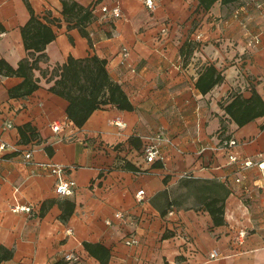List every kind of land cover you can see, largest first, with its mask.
<instances>
[{"label": "crops", "instance_id": "1", "mask_svg": "<svg viewBox=\"0 0 264 264\" xmlns=\"http://www.w3.org/2000/svg\"><path fill=\"white\" fill-rule=\"evenodd\" d=\"M76 1L93 16L86 36L67 28L60 0H0V59L12 67L26 55L21 27L28 6L41 21L52 20L56 34L33 70L39 87L31 94L11 97L22 77L0 75V264H65V252L80 258L68 264H102L86 248L95 244L108 250L105 264H264V187L254 181L260 170L239 173L212 148L219 133H229L243 142L233 149L237 154L264 159V116L238 127L218 105L240 93L249 97L250 85L264 100V16L251 5L211 20L220 2L204 10L198 0H153L152 9L145 0ZM102 5L119 6L121 17L105 16ZM258 33L259 43L248 45ZM229 36L243 59L232 60ZM122 47L128 50L123 63ZM93 54L106 60L133 109L102 105L78 127L66 116L67 100L48 90L57 78L51 71L69 55ZM209 65L223 80L202 94L195 82ZM149 141L162 159L145 161ZM47 163L64 166L60 178L75 182L70 195L55 192L59 177ZM212 183L222 185L219 192L210 191ZM213 195H225L221 225L204 207ZM16 205L32 210L18 212ZM116 210L130 218L106 225ZM131 233L138 242L126 245ZM212 249L216 258L208 256Z\"/></svg>", "mask_w": 264, "mask_h": 264}, {"label": "trees", "instance_id": "2", "mask_svg": "<svg viewBox=\"0 0 264 264\" xmlns=\"http://www.w3.org/2000/svg\"><path fill=\"white\" fill-rule=\"evenodd\" d=\"M62 4L61 14L67 22V28L77 27L83 36L87 35L85 27L92 21L93 16L89 6H84L76 0H60ZM236 0H198V7L209 10L215 2L220 4H233ZM30 17L21 27V37L26 51L25 57L17 67H12L5 60L0 59V75L19 76L22 81L15 87L9 89L11 97H23L31 94L39 85L33 76V70L38 68V62L45 59V47L55 39V32L51 27L52 20L41 21L28 6ZM57 76L54 83L48 88L67 100L66 116L80 127L89 115L102 105L113 104L121 110H132L127 95L121 86L113 81L106 69V60L96 55L85 58H74L69 55L62 64H57L51 71ZM223 76L213 65L206 66L195 82V87L202 94L207 93L215 85L221 83ZM228 118L238 127L264 116V100L259 93L250 88V96L245 98L240 94L233 96L227 103L220 106ZM28 126L24 125L26 128ZM28 128V127H27ZM20 134L24 136L21 128ZM210 191L219 192L221 184L212 183ZM226 195V192H225ZM224 195V197H225ZM213 195L204 202V207L211 215L214 225L223 223V198ZM89 253L96 257L102 264H105L109 252L100 244L93 246L86 245Z\"/></svg>", "mask_w": 264, "mask_h": 264}, {"label": "built area", "instance_id": "3", "mask_svg": "<svg viewBox=\"0 0 264 264\" xmlns=\"http://www.w3.org/2000/svg\"><path fill=\"white\" fill-rule=\"evenodd\" d=\"M239 2H247L250 1L251 5L256 8L260 14L264 16V0H238ZM145 5L149 8L152 9L154 7L153 0H145ZM100 12L104 14L105 16H108L111 19H116L121 17V9L119 6L114 5L111 7H108L106 5L100 6ZM238 12V10H236ZM262 30L264 31V24L262 25ZM259 35L258 34H252L249 41L248 45H255L259 43ZM121 63L125 62L126 57L128 55V50L126 47H122L121 49ZM60 128V123L59 122H54L51 125V129L53 132H57ZM243 142H240V140L230 137L227 140H218V143L212 147L213 149H220L227 157V161L231 164H236L239 173L242 172L245 169L251 168L253 166H257L258 169L260 170V175L257 179H255V184L259 187H264V159H261L259 161H255L248 156H242L237 154L233 149L236 146L241 145ZM5 147L4 143L0 144V149H3ZM207 149V147H202L200 152L204 151ZM144 159L147 162H153L157 159H162L161 155V150L159 149V145L155 144L153 141H149L145 144L144 147ZM30 153L27 152L25 153V157H29ZM51 171L52 174H56L59 177V181L55 184V192L59 195H70L73 192L75 182L72 179H67V180H62L60 177L62 173L64 172V166H61L57 163H47L45 164ZM236 183L241 181V176H236L234 179ZM144 194L143 189H139L135 193V197L137 201L142 200V196ZM14 210L20 211V212H30L32 210L31 206L29 205H16L13 207ZM127 218H130L128 213L123 210H116L113 213V219L107 218L105 219V224L110 226L113 223V220L119 221V222H124ZM240 236H244V231L239 232ZM123 242L126 245H133L138 242L137 238L131 233L127 234L123 238ZM208 256L210 258H216L218 256V251L216 249H212L209 251ZM79 256L74 253V252H65L61 255V260L65 263H75L79 261ZM185 264V263H183Z\"/></svg>", "mask_w": 264, "mask_h": 264}, {"label": "rangeland", "instance_id": "4", "mask_svg": "<svg viewBox=\"0 0 264 264\" xmlns=\"http://www.w3.org/2000/svg\"><path fill=\"white\" fill-rule=\"evenodd\" d=\"M251 6V3H250V1H247V2H239L238 0H236L233 4L231 3V4H226V5H220V8H219V13H218V15H216V16H214V15H210V18H211V20L212 19H215L214 17H216V18H221V19H227L228 17H230L231 15H232V13L236 10V9H238V8H240V7H243L245 10L248 8V7H250ZM208 12H210V11H208ZM204 14H205V12H204ZM208 19H209V17H208ZM210 20V19H209ZM198 23H199V21H197V19H195V23H193V24H195V26L196 25H198ZM229 23H230V21H229ZM212 27V28H211ZM210 27V29H214L213 28V26H211ZM214 44L215 43H217V42H213ZM221 43V42H220ZM227 45V49L228 50H235L236 51V53H234L231 57H232V60L233 59H235V58H238V57H241V59H243V54H245V53H241L240 52V49L238 48V45H239V42L237 41V39H232L231 38V36H229L228 37V43L226 44ZM183 66H181V68H179V71L181 72L182 70H183ZM197 71V70H196ZM190 76V75H189ZM239 76V75H238ZM250 86H252V85H250ZM250 86H248V87H250ZM246 88V90L248 91V89H250V88ZM238 91H240V89L238 90ZM237 92V91H236ZM240 95H241V93H240ZM226 102V100H221V101H218V105L219 106H221V105H223L224 103ZM186 104V103H185ZM173 106H174V108H176L175 106L176 105H174L173 104V102H167V108H170V109H172L173 110ZM227 120H230L229 118H227ZM225 125H228V123H225ZM219 137H220V139L221 140H227V139H229L230 138V134L228 133H219ZM187 202H190V199H189V201H187Z\"/></svg>", "mask_w": 264, "mask_h": 264}]
</instances>
